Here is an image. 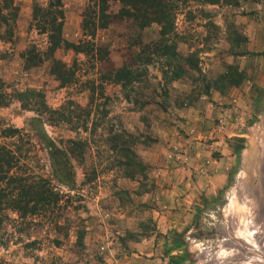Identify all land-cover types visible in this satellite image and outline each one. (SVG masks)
<instances>
[{"label":"rangeland","instance_id":"rangeland-1","mask_svg":"<svg viewBox=\"0 0 264 264\" xmlns=\"http://www.w3.org/2000/svg\"><path fill=\"white\" fill-rule=\"evenodd\" d=\"M232 1L202 4V15L196 11L201 3H190L193 19L186 8L178 14L175 31L182 40L171 39L177 40L176 52L183 56L180 60L162 50L152 55L159 41L157 25L139 31L128 22L115 20L97 30L91 41L95 50L89 57L66 49L54 53L56 60L75 72L72 83L65 87L51 75V59L27 69L23 54L34 50L42 55L47 46L46 36L37 33L31 20L28 26H15L11 42L2 40L0 30V93L10 100L7 107L0 108V131L11 126L20 130L21 138L20 142L0 138V143L14 140L27 152L23 162L28 172L47 179L63 195L59 208L41 216L18 219L12 213L1 215L0 264H123L121 257L130 253L128 243L122 241L126 232L143 234L146 230L142 239L157 231L156 214L133 195L138 193L139 183L149 191L153 177L149 168L131 180L122 177L115 165L110 166V159L116 158L111 154V136L121 131L132 135L136 153L151 145L156 125L168 122L164 113L174 106L210 99L212 92H218L211 88L215 80L230 66L244 72L243 83L250 81L247 96L250 94L252 102L249 111L240 104L237 116L244 136L241 142L236 137L230 140L234 165L227 187L204 200L206 207L203 201L177 210V218L169 221L172 228H181L180 233L171 228L165 235V247L160 245L161 256L151 262L153 257L143 255V264H264V0H238L237 6ZM47 2L37 1L40 5ZM91 4L92 0L63 2L62 36L66 41L83 40L82 14ZM118 9L117 4L110 7L113 14ZM236 33L246 38L242 44L245 58L231 53ZM98 48L105 53L101 61ZM187 57L198 58L197 70L186 64ZM124 65L140 75L137 82L122 87L103 80L105 73ZM179 68L184 75L173 81ZM231 87L220 93L228 95ZM29 90L42 95L44 106L29 99V107L24 109L16 101V92ZM43 109H64V116L72 120L63 123ZM68 140L83 143L71 150ZM238 146H242L239 151ZM122 229L124 235L119 234ZM111 248L117 263L106 259Z\"/></svg>","mask_w":264,"mask_h":264},{"label":"trees","instance_id":"trees-1","mask_svg":"<svg viewBox=\"0 0 264 264\" xmlns=\"http://www.w3.org/2000/svg\"><path fill=\"white\" fill-rule=\"evenodd\" d=\"M193 2L201 3L196 8V11L202 15L204 13L201 7L202 4L218 5L226 2V0H92L91 6L86 7L82 14L80 30L83 40L79 43H70L62 36L65 15L61 0H48L45 5H40L36 2L32 6L30 24L36 29L37 33L46 36L47 46L45 51L41 53L42 55L39 53L36 55L34 50H32L30 55L24 53L22 58L27 69L37 67L48 59H51L50 73L59 82L61 87H65L72 83L75 72L66 64L56 60L54 53L59 49H66L71 50L75 54H83L89 57L95 50V46L91 41L95 38L97 30L105 29L115 20H119L128 22L139 31L149 28L152 25H157L159 28V41L158 46L153 48L152 55H157L162 50L163 54L180 60L183 56L177 54L175 45L176 41H181L182 38L177 36L175 31V19L179 13L183 10L185 11V8L186 10L188 9V12H186L187 15L193 19V12L189 10L190 3ZM238 3V0L232 1V4L235 6ZM112 4L119 6L116 14L110 11ZM18 12L19 8L14 5L13 0H0V30L3 29L4 37L2 40L6 42H11L14 37ZM235 35L238 38L236 39V43H230L231 53L233 55L244 56L245 52L242 50V44L246 42V38L238 33ZM171 37H175L177 40L175 39L174 41ZM97 50V54L101 56V61L104 59L105 53L99 48ZM233 50L240 51L236 53ZM137 58H139V55H137ZM186 59V64L192 67V70H197L198 58L187 57ZM146 62L148 64L149 60L146 59ZM183 70L179 68L178 71L174 72L172 77L173 81L180 79L184 75ZM135 73L132 66L124 65L105 73L106 77L103 80L127 87L131 83L138 81L137 78L140 75H136ZM244 80V72L239 71L236 67L230 66L222 76H219V80H215L211 88L218 90L220 93L222 88L225 89L231 86L238 87ZM130 92H133V90L131 89ZM4 95L7 96L6 94ZM4 95L0 93V108L9 105L10 100H5ZM15 95L16 101L22 103L24 109L29 107L27 103L29 99L31 102L34 100L32 102L34 105L41 103L44 106L42 103V95L38 92L29 90L24 93L16 92ZM101 95L104 97L103 90H101ZM43 111L53 117L56 116L63 123L72 120L66 114L64 116V109H43ZM89 114L90 112H87L88 117ZM51 119L48 121H51ZM0 138L3 140L16 138V141L20 142V130L8 126L0 131ZM134 140L132 135L122 131L119 134L112 135L110 139L112 143H110L112 147L111 154L116 156V158L110 159V166L115 165V168L120 169L119 172L122 173V177L131 180L136 178V173L139 171L145 172L149 169L140 160L135 150H133ZM13 141L11 144L0 143V217L1 215L6 216L7 213H12L17 215L18 219H31L32 217L53 212L54 208H59L63 195L57 192L47 179L28 172L29 169L23 162L27 158V152L26 150L22 151L20 146L16 145V142L14 143ZM238 141L241 142V139H238ZM68 142L71 144V150H73V147L81 148V143H83L81 140H68ZM241 148L242 146H238L237 151ZM153 187L154 184L148 186V190L150 191ZM145 192H148L145 185L139 183L138 193L136 195ZM119 193L121 194L120 191ZM203 205V207H206L208 204L204 201ZM1 225L2 221L0 220V229ZM145 233L146 230L143 231V234L126 232L124 235L125 238H122V241L126 243L129 241H138L142 236L146 235Z\"/></svg>","mask_w":264,"mask_h":264},{"label":"crops","instance_id":"crops-1","mask_svg":"<svg viewBox=\"0 0 264 264\" xmlns=\"http://www.w3.org/2000/svg\"><path fill=\"white\" fill-rule=\"evenodd\" d=\"M37 1L13 0L19 8L16 19L18 29L28 26L32 6ZM61 1L63 3L66 0ZM243 82L238 87H231L233 89L228 95L215 91L211 93L210 99H198L188 106H174L164 113L168 122L156 125L155 141L137 151L138 157L151 170L154 187L143 194L133 195L136 202L148 205L156 214L154 220L157 231H152L151 235L140 241L127 242L130 253L124 254L120 262L143 264L146 260L143 255L153 257L150 261L154 262L162 254L160 245L165 247V235L172 228L169 220L177 218V210L198 205L227 187L234 165V150L230 140L244 136L239 131L237 116L240 104L249 111L252 102L250 94L247 96L251 88L250 81ZM258 87H262V84H258ZM172 229L177 234L181 231L176 225ZM122 231L119 234L124 235L125 230ZM108 251L106 259L117 263L119 260L112 258L116 252L114 248Z\"/></svg>","mask_w":264,"mask_h":264}]
</instances>
